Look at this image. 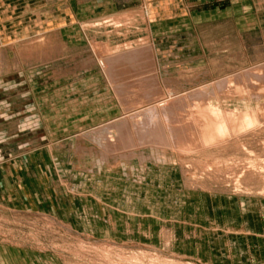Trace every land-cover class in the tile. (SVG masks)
Masks as SVG:
<instances>
[{"label":"rangeland","instance_id":"374dc122","mask_svg":"<svg viewBox=\"0 0 264 264\" xmlns=\"http://www.w3.org/2000/svg\"><path fill=\"white\" fill-rule=\"evenodd\" d=\"M11 1L0 264H251L264 0Z\"/></svg>","mask_w":264,"mask_h":264},{"label":"crops","instance_id":"0c3cea01","mask_svg":"<svg viewBox=\"0 0 264 264\" xmlns=\"http://www.w3.org/2000/svg\"><path fill=\"white\" fill-rule=\"evenodd\" d=\"M6 1H8V5L9 4H11L12 3V1L11 0H0V19H1V15L2 16H4L5 15V17L6 16H9L10 15V13L11 12H8V11H10L11 9V5L10 6H3L5 3H6ZM46 2H41L40 4H36V2H35V4L34 3H32L31 4V8L33 7L34 9H37L38 7L40 8V7H42V8H44L45 7V4ZM0 30H1V28H0ZM256 251L254 252V254H256V255H254L255 256V258L253 257V261H252V263L251 264H264V247H263V249L261 248H259V249H255Z\"/></svg>","mask_w":264,"mask_h":264},{"label":"bare ground","instance_id":"6f19581e","mask_svg":"<svg viewBox=\"0 0 264 264\" xmlns=\"http://www.w3.org/2000/svg\"><path fill=\"white\" fill-rule=\"evenodd\" d=\"M60 44V43H59ZM50 47V46H49ZM45 54V53H44ZM44 54H42V55H44ZM42 55H41V57H42ZM45 56V55H44ZM39 57V56H38ZM27 58V57H26ZM30 58V57H29ZM41 59V58H40ZM50 59V58H49ZM9 60V59H8ZM16 60V59H15ZM20 61V60H19ZM19 61H14V66L15 67H17V65H18V63L17 62H19ZM34 61V60H33ZM21 62H23V61H21ZM24 63V62H23ZM12 64V63H11ZM10 65V64H9ZM14 66H12V67H14ZM18 67H19V65H18ZM10 68V67H9ZM7 70V61H6V59H5V57H4V55H3V53H1L0 52V73H5V71ZM127 126H125V125H123V127H121V131H126L127 129H128V127H127V129H125ZM129 130V129H128Z\"/></svg>","mask_w":264,"mask_h":264}]
</instances>
